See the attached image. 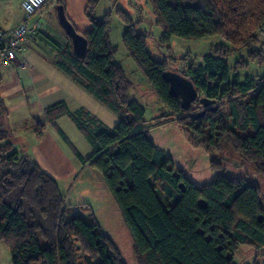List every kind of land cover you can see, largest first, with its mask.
I'll return each instance as SVG.
<instances>
[{"label":"trees","instance_id":"obj_1","mask_svg":"<svg viewBox=\"0 0 264 264\" xmlns=\"http://www.w3.org/2000/svg\"><path fill=\"white\" fill-rule=\"evenodd\" d=\"M97 2L87 0L92 28L82 33L88 40L85 56H74L69 43L56 45L55 66L119 121L108 130L87 112H69L65 103L50 106L45 115L51 124L68 115L90 143L89 166L101 174L119 208L135 263L236 264L240 246L263 249V187L249 177L264 181V43L257 40L264 0H148L162 30L159 45L172 37L222 40L204 54L183 58V67L173 70L192 81L199 97L214 101L203 107L198 98L187 109L163 77L169 62L151 57L147 35L137 33L135 22L120 12L126 52L165 109L160 121H173L191 145L212 157L233 153L250 173H216L199 187L149 139L145 108L130 98L133 84L113 60L117 47L110 42V15L97 18ZM242 51L245 55L231 62ZM250 63L260 67L259 74L241 80L240 71ZM6 116L0 96V241L12 264H126L94 214L87 219L73 213L59 182L14 149ZM44 127L36 125L38 140ZM216 164L212 158L210 167Z\"/></svg>","mask_w":264,"mask_h":264},{"label":"rangeland","instance_id":"obj_2","mask_svg":"<svg viewBox=\"0 0 264 264\" xmlns=\"http://www.w3.org/2000/svg\"><path fill=\"white\" fill-rule=\"evenodd\" d=\"M21 2L22 0H0V23L16 13L23 14ZM120 12L129 16L135 22L137 33H145L147 35V48L151 57L156 60L166 59L171 70L179 71L183 67L181 63L183 58L191 59L196 55L204 54L208 52L212 44L220 43L222 40L218 37H207L200 40H185L172 37L169 44L159 45L162 30L155 24L152 8L148 0H98L95 7V16L97 18H102L105 14L110 15V42L117 47V53L113 60L123 68L127 79L133 84L130 98L137 99L145 108V120L148 127L147 135L172 160L174 167L185 173L188 180L198 187L201 184L210 182L216 173L233 177L245 176V174L246 176L247 174L250 175L244 169L245 167L239 164L241 163L239 158L233 153L224 150L221 154L213 155L212 157L203 149L191 145L173 121H160L162 119L160 116L165 109L149 89L148 83L126 52L122 43L124 24ZM47 19V17H44V21L47 22ZM54 19L57 27L63 33L56 17ZM244 55L245 51L239 52L234 54L230 60L233 62L237 57ZM259 72L260 67L250 63V67L247 70L240 71V78L241 80L245 77L255 79ZM10 139L14 143L13 135ZM19 151L24 153L25 150L21 151L20 149ZM212 158H215L216 162H220V164H216V169L210 167ZM231 160L232 162H230ZM234 160L235 163H233ZM178 173L175 170V174L178 175ZM97 174L99 177L85 174L76 183H72V180L60 182L59 186L64 193L65 202L67 205L78 204L73 207L70 205L69 209L76 211L73 212L81 217L84 215L83 217L88 219L93 213L100 229L111 237L125 263L136 264L132 252V241L123 225L119 208L106 189L103 177L98 171ZM249 178L260 182L264 193V181L254 176ZM157 194L160 200L166 203L164 196L159 191H157ZM263 253L264 248L256 251L250 246H240L234 256L235 263L262 264L264 262Z\"/></svg>","mask_w":264,"mask_h":264},{"label":"crops","instance_id":"obj_3","mask_svg":"<svg viewBox=\"0 0 264 264\" xmlns=\"http://www.w3.org/2000/svg\"><path fill=\"white\" fill-rule=\"evenodd\" d=\"M46 4L37 16L42 29L27 42L22 55L10 65L0 59V96L6 106V122L13 130L14 149L25 150L24 153L59 184L67 180L76 183L85 174L99 177L88 163L94 150L68 115L57 117L51 124L45 111L52 105L65 103L69 112H87L108 130L115 127L119 117L55 66L56 45L70 44V40L55 23V8L60 3L48 0ZM62 5L79 33L92 28L85 16L87 0H63ZM44 17L48 18L47 22ZM23 20L24 14L16 13L0 23V31L7 32ZM39 122L45 127L38 140L35 128ZM0 264H12L10 251L3 241H0Z\"/></svg>","mask_w":264,"mask_h":264},{"label":"built area","instance_id":"obj_4","mask_svg":"<svg viewBox=\"0 0 264 264\" xmlns=\"http://www.w3.org/2000/svg\"><path fill=\"white\" fill-rule=\"evenodd\" d=\"M48 0H23L21 7L24 20L9 31H0V59L7 65L17 59L25 50L29 40H33L42 29V23L37 17ZM257 40L264 43V23L257 34ZM24 61L21 62V65Z\"/></svg>","mask_w":264,"mask_h":264},{"label":"water","instance_id":"obj_5","mask_svg":"<svg viewBox=\"0 0 264 264\" xmlns=\"http://www.w3.org/2000/svg\"><path fill=\"white\" fill-rule=\"evenodd\" d=\"M55 10L58 24L70 40L72 53L78 58L84 57L88 48L87 38L82 33H79L69 21L62 4L56 5ZM163 77L169 84L171 94L180 99L182 108L187 109L198 98L203 107H209L214 103L213 100L199 97L200 94L192 81L179 72L166 70L163 73ZM180 186L182 187V184Z\"/></svg>","mask_w":264,"mask_h":264}]
</instances>
